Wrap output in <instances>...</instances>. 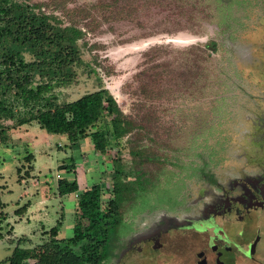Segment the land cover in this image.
Instances as JSON below:
<instances>
[{
	"label": "rangeland",
	"instance_id": "374dc122",
	"mask_svg": "<svg viewBox=\"0 0 264 264\" xmlns=\"http://www.w3.org/2000/svg\"><path fill=\"white\" fill-rule=\"evenodd\" d=\"M91 2L95 0H68L70 6ZM226 5L194 25L185 17L180 26L170 20L166 25L144 20L141 27L124 20L99 26L89 21L83 57L97 69L122 110L144 127L143 134L133 136L134 145L126 137L103 155L94 150L90 138L72 144L36 122L7 129L5 143L0 144V198L5 203L0 208V264H8L1 261L15 246L10 238L25 235L36 244L60 220L59 237L72 236L78 199L74 193L60 196L58 179L77 180L82 186L102 182L108 198L117 153L126 167L147 170L153 183L124 202L123 221L102 264H152L150 241L139 242L142 251L133 248L119 256L133 242L163 231L168 223L160 225L162 221L170 226L176 218L198 217L211 196L247 176L264 174V0H228ZM213 41L216 50L206 61L177 51ZM158 44L168 45L166 59L175 65L178 61L183 72L178 80L166 74L162 91L161 82L138 77L145 67L144 52ZM96 89L97 75L80 68L77 81L57 91L62 100L71 101ZM132 146L143 149L144 155L134 158ZM29 151L35 155V167L27 174L22 166L28 164ZM147 155L160 160H147ZM71 158L75 168L61 169ZM27 203L24 214L15 212ZM172 231L169 248L196 247L188 243L194 229Z\"/></svg>",
	"mask_w": 264,
	"mask_h": 264
},
{
	"label": "trees",
	"instance_id": "16d2710c",
	"mask_svg": "<svg viewBox=\"0 0 264 264\" xmlns=\"http://www.w3.org/2000/svg\"><path fill=\"white\" fill-rule=\"evenodd\" d=\"M227 1L95 0L70 6L68 0H0V144L5 143L7 129L36 122L49 133L65 135L72 144L90 138L94 150L103 155L126 137L134 145L133 136L143 134L144 127H139L136 119L122 110L97 69L83 57L89 21L99 26L101 22L124 20L141 27L144 20L153 21L154 25H166L170 20L174 26H180L185 17L188 24L194 25L201 18L209 20L215 8H226ZM168 9H172L171 13L166 12ZM210 43L215 51L217 43ZM210 43L193 44L177 51L206 61L213 53ZM167 48L168 45L158 44L144 52L141 66L145 67L138 73V77L161 82V91L165 90L162 82L166 74L171 73L175 80L183 74L178 61L175 65L166 59ZM80 68L97 75L98 89L71 101L62 100L57 89L75 83ZM144 90L148 93L147 88ZM5 121L12 124L6 125ZM131 151L134 158L144 155L143 149L134 146ZM147 156L150 161L160 160ZM34 157L31 151L25 157L28 164L22 167L27 174L34 170ZM113 161L114 177L108 198L104 197L102 182L82 186L77 180L58 179L60 196L74 193L78 199L72 236L59 237L60 220L55 227L45 230L43 240L36 244L25 235L10 238L15 246L1 262L102 264L108 257L110 240L123 221L124 202L153 183L147 170L126 167L118 153ZM75 163L71 158V163L60 168L72 170ZM4 206L0 198V208ZM28 206L27 203L15 212L22 215Z\"/></svg>",
	"mask_w": 264,
	"mask_h": 264
},
{
	"label": "flooded vegetation",
	"instance_id": "af4514ba",
	"mask_svg": "<svg viewBox=\"0 0 264 264\" xmlns=\"http://www.w3.org/2000/svg\"><path fill=\"white\" fill-rule=\"evenodd\" d=\"M251 176L234 183L230 190L225 188L219 195L211 196L198 217L176 218L170 226L169 222L162 221L160 225L168 223L163 231L133 242L119 258L133 248L142 251L139 242L150 241L153 247L148 260L152 264L186 259H190L189 264H239L244 260L263 264L264 174ZM180 227L194 229L188 243L196 247L167 246L172 239L169 236L174 234L172 230Z\"/></svg>",
	"mask_w": 264,
	"mask_h": 264
},
{
	"label": "water",
	"instance_id": "95a60500",
	"mask_svg": "<svg viewBox=\"0 0 264 264\" xmlns=\"http://www.w3.org/2000/svg\"><path fill=\"white\" fill-rule=\"evenodd\" d=\"M211 49L213 50V49H214V47H213V46H211Z\"/></svg>",
	"mask_w": 264,
	"mask_h": 264
}]
</instances>
